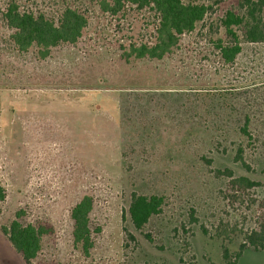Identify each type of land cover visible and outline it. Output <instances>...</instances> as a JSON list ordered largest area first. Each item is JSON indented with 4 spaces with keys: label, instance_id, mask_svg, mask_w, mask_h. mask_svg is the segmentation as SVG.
I'll return each mask as SVG.
<instances>
[{
    "label": "rangeland",
    "instance_id": "rangeland-1",
    "mask_svg": "<svg viewBox=\"0 0 264 264\" xmlns=\"http://www.w3.org/2000/svg\"><path fill=\"white\" fill-rule=\"evenodd\" d=\"M102 1L0 0V264H26L1 230L13 220L51 230L32 264H226L225 249L264 264V249L241 250L264 222V42L233 28L232 63L216 47L231 43L221 19L242 0H183L207 13L161 59L132 51L155 43L152 8L112 15ZM10 4L54 21L71 8L87 24L42 57L14 43ZM132 193L162 200L139 230ZM86 195L88 256L70 217Z\"/></svg>",
    "mask_w": 264,
    "mask_h": 264
},
{
    "label": "trees",
    "instance_id": "trees-1",
    "mask_svg": "<svg viewBox=\"0 0 264 264\" xmlns=\"http://www.w3.org/2000/svg\"><path fill=\"white\" fill-rule=\"evenodd\" d=\"M126 5L135 6L138 9L152 8L156 13L157 27L155 29V43L152 46L142 45L133 48L137 57H148L151 59L163 58L177 43L178 38L184 33L191 32L196 23L203 20L207 8L203 5L186 4L183 0H103L101 9L112 15L119 13ZM242 13L235 14L226 11L221 19V25L226 34L231 37L229 45L217 44L221 58L226 63H232L240 52L239 40L233 28H239L242 32V40L256 43L264 42V0H242L240 3ZM7 25L14 30L12 39L16 46L26 51L32 45L42 49L41 56L46 57L52 48L61 44H75L86 27L87 20L78 11L66 8L57 20L46 18L43 14L20 11L16 4H10L4 14ZM237 159L241 160L238 154ZM231 178L233 186L247 189L258 184L248 178ZM4 200V192L0 187V202ZM162 200L158 197H145L136 193L131 194L128 214L131 223L136 229H141L150 219L160 211ZM93 201L90 196H83L71 209L70 217L73 221L72 237L73 243L78 245L83 254L88 256L93 246L90 213ZM1 230L8 237L10 244L19 253L26 264H32L41 250L42 237L51 230L44 226L32 224L22 225L13 220L8 226H2ZM255 248L264 249V222L258 231H253L245 237V243ZM240 253L235 258L238 259ZM223 259L226 264H235V260H229L225 249Z\"/></svg>",
    "mask_w": 264,
    "mask_h": 264
}]
</instances>
